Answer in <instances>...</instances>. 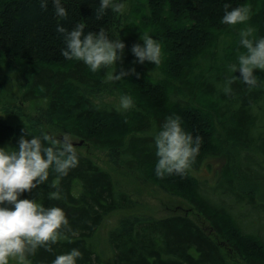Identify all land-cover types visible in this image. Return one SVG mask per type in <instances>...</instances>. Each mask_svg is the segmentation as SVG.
I'll return each mask as SVG.
<instances>
[{
	"label": "trees",
	"instance_id": "obj_1",
	"mask_svg": "<svg viewBox=\"0 0 264 264\" xmlns=\"http://www.w3.org/2000/svg\"><path fill=\"white\" fill-rule=\"evenodd\" d=\"M128 1L130 11L121 21L120 12L111 9L97 20L100 0H61L68 13L60 21L65 28L84 22L85 35L103 28L110 40L125 44L115 68L94 73L83 62L61 55L66 44L56 32L52 0L47 10L39 0H0V57L21 68L24 102H47L36 116L10 110L13 79L1 76L0 148L17 149L22 135L29 140L52 135L53 126L115 153L126 170L151 182L157 178L154 136L169 116H179L187 133L202 138L200 152L187 174L166 175L161 185L187 199L209 225L199 226L186 215L124 220L109 233L114 264H232V255L247 264H264V199L252 188L264 186V72L254 71L261 86L250 92L239 81V72L228 71L245 51L239 45L241 29L251 27L253 39L264 38V0H118ZM225 4L229 11L249 7L250 19L224 25ZM144 33L161 45L157 67L148 61L140 64L132 54ZM132 69L134 74L115 82L120 97L133 98L131 110L96 103L84 92L100 89L113 70L119 75ZM229 75L238 80L226 96L222 86ZM228 147L238 149L236 157ZM75 149L79 163L67 176L58 178L50 171L44 185L19 196L45 208H61L71 229L52 252L38 249L29 257L31 264H52L73 248L82 253L77 264H105L88 240L105 217L134 205L108 171ZM215 159L223 160L214 165ZM55 191L60 199L50 200ZM253 218L261 227L253 225Z\"/></svg>",
	"mask_w": 264,
	"mask_h": 264
},
{
	"label": "clouds",
	"instance_id": "obj_2",
	"mask_svg": "<svg viewBox=\"0 0 264 264\" xmlns=\"http://www.w3.org/2000/svg\"><path fill=\"white\" fill-rule=\"evenodd\" d=\"M55 15L58 18L56 32L63 35L66 47L61 55L68 61L83 62L92 72L102 68L114 67L122 60L125 44L120 40H110L103 28L98 34H84V22L76 23L71 30L65 28L60 21L68 18L67 10L61 0H52ZM101 6L96 10V19L100 20L107 9L115 13L122 12L124 4L118 0H100ZM42 10H47L48 0H39ZM222 23L230 27L245 24L250 19L249 7H237L229 11L224 5ZM254 29L245 27L239 31V45L245 49L237 57L238 63L228 65L230 74L239 72L240 79L251 92L261 86L254 71L264 72V38L253 39ZM142 44L133 45L131 51L140 64L145 61L161 63L162 48L150 35L144 33L140 37ZM119 53V55H118ZM116 72V71H115ZM131 72L121 70L109 78L122 81ZM238 80L229 75L222 86L226 96L231 95V85ZM120 110L128 111L134 107L133 98L124 94L120 97ZM202 138L187 133L179 116H169L161 130L154 136L156 148L155 175L163 179L166 175L184 176L191 170L201 148ZM48 146H45V145ZM78 156L71 137L65 134L56 138L49 134L32 137L30 140L22 135L18 148H0V264H31L30 256L43 248L52 252V246L71 232L64 211L59 207L45 208L43 204L21 200L24 192L44 185L49 180L50 171L58 178L67 176L69 171L78 166ZM56 187V185H52ZM50 200L60 199L58 191L51 192ZM8 205L11 207H4ZM74 234V233H73ZM82 253L73 248L66 254L57 255L52 264H77Z\"/></svg>",
	"mask_w": 264,
	"mask_h": 264
},
{
	"label": "rangeland",
	"instance_id": "obj_3",
	"mask_svg": "<svg viewBox=\"0 0 264 264\" xmlns=\"http://www.w3.org/2000/svg\"><path fill=\"white\" fill-rule=\"evenodd\" d=\"M129 11L130 2L128 1L124 3V8L122 12L119 13L118 19L124 21ZM118 70H113L109 73L100 89L88 90L84 88L86 95L99 104H119L120 95L116 90V84L109 78L114 73L116 74ZM6 75L10 76L14 83V103L10 106V110L36 116L46 108L47 102L40 99L23 101L22 96L25 86L21 68L8 63L4 58L0 57V77ZM50 128L52 136L56 138H61L66 134L61 133V131L55 129L53 126H50ZM69 136L71 137L74 147L85 156L96 161L104 170L108 171L113 176L117 188L126 192L134 201L132 208L119 210L105 217L98 233L88 240V242L101 253L105 264H114V257L108 240L109 233L124 220L134 218H166L172 215H186L194 219L199 226L204 227V225H209L202 216L198 215L187 199L179 194L169 193L162 187L161 183L165 181L164 178H155L151 182L144 181L139 178L137 174L126 170L121 165V162H119L118 157L115 156V153L100 151L82 138ZM226 151L231 153L233 157H236L238 149L234 148L233 151V148L228 147ZM222 160L223 159H215L212 160V162L214 165H218ZM252 188L264 199V186L262 184L253 185ZM3 206L11 207L8 205ZM252 222L256 227H261V222L257 219L255 220L253 218ZM230 261L232 264H247L240 256L237 257L232 255Z\"/></svg>",
	"mask_w": 264,
	"mask_h": 264
}]
</instances>
